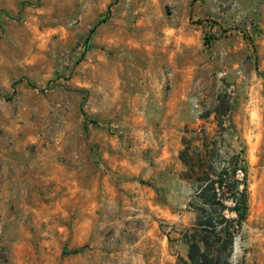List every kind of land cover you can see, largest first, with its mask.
<instances>
[{
  "label": "rangeland",
  "instance_id": "1",
  "mask_svg": "<svg viewBox=\"0 0 264 264\" xmlns=\"http://www.w3.org/2000/svg\"><path fill=\"white\" fill-rule=\"evenodd\" d=\"M186 145L264 264V0H0V264H182Z\"/></svg>",
  "mask_w": 264,
  "mask_h": 264
},
{
  "label": "trees",
  "instance_id": "2",
  "mask_svg": "<svg viewBox=\"0 0 264 264\" xmlns=\"http://www.w3.org/2000/svg\"><path fill=\"white\" fill-rule=\"evenodd\" d=\"M107 19V16L100 18L90 35ZM189 149L186 145L179 159L186 167L185 178L195 185L194 199L188 204L195 213V221L181 234L187 246L186 260L182 264H234L232 247L244 219L246 186L243 183L239 190L238 181L233 178L234 169L218 170L213 165H206V161L191 156ZM227 200L233 201V207L226 205ZM226 211L235 213L236 218L227 217Z\"/></svg>",
  "mask_w": 264,
  "mask_h": 264
}]
</instances>
